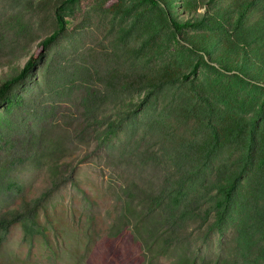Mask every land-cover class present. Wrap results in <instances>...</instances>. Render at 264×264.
Segmentation results:
<instances>
[{
    "label": "rangeland",
    "instance_id": "rangeland-1",
    "mask_svg": "<svg viewBox=\"0 0 264 264\" xmlns=\"http://www.w3.org/2000/svg\"><path fill=\"white\" fill-rule=\"evenodd\" d=\"M244 1L0 0V83L56 29L60 7L68 21L27 81L14 88L12 106L0 107V213L66 179L41 204L37 235L25 239L22 225L12 226L0 264H115L106 236L122 207L144 216L151 229L153 198L167 205L168 187L182 181L178 211L196 199L202 210L213 204L220 168L245 156L254 126L264 152V87L203 62L190 73L208 56L187 40L264 39L253 28L264 2L247 11L239 29L226 32ZM168 4L175 14L207 15L208 23L176 33ZM213 51L228 58L221 47ZM114 120L115 131L107 134ZM213 131L220 146L208 157L201 148L214 140ZM247 202L251 209L254 201ZM248 209L231 207L219 226L214 214L209 225L190 219L193 210L179 221L182 242L145 260L169 264L188 255L198 264H253L237 239ZM124 245L123 258L141 264L140 245L133 239Z\"/></svg>",
    "mask_w": 264,
    "mask_h": 264
},
{
    "label": "trees",
    "instance_id": "trees-1",
    "mask_svg": "<svg viewBox=\"0 0 264 264\" xmlns=\"http://www.w3.org/2000/svg\"><path fill=\"white\" fill-rule=\"evenodd\" d=\"M78 0H68L69 3L77 2ZM152 3H157V0H147ZM264 0H246L243 3L244 8L239 11V18L230 24L226 32L229 33L230 29L235 31L242 25V19L257 3L261 5ZM172 5H166L164 9L167 12V20L173 27L174 32L179 33L181 30L188 27H197L207 24V15H198L189 13V15H180L177 11L175 14ZM65 8L60 7L56 13L57 27L50 34L41 38L38 42L36 50L30 55L29 59L22 68L15 70L9 78L0 83V107L7 104L12 106L13 97L12 92L14 88L27 81L31 76L33 70L44 57L47 49L54 44L58 38L63 34L68 26V21L64 15ZM260 18L254 23V30L260 29L264 31V13L259 16ZM229 23V22H228ZM225 26V25H223ZM225 28V27H224ZM252 30V28H251ZM262 37L263 33H260ZM215 36L218 37L216 33ZM190 39L186 42L194 44L203 50L208 56H202V61H197L191 69L190 73H196L200 65H206L217 69L223 70L236 77H239L246 83L258 84L257 86L264 87V39H259L257 35L255 39H243L237 42L236 39ZM207 41V42H206ZM225 49V55L228 58L219 59L215 55L213 49ZM248 47V50H245ZM241 50H245L242 52ZM256 52V54L254 53ZM261 53V55H257ZM263 53V54H262ZM93 94H88L86 103L91 106ZM114 122L109 124L107 134L115 131ZM256 127L252 128L249 134V141L245 156L239 163H235L231 167H221L219 179L213 185L212 191H215L213 204L207 208L200 207V202H189L181 212L176 208L181 202L183 190H180L182 181L173 182L168 187L170 200L167 205H162L163 198L155 196L148 211V222L151 229L146 225L145 217L138 215L136 212L131 211L129 206L122 207L119 215L116 216L108 235L106 236V247L108 253L113 255L112 260L115 264H130L129 261L123 258L121 253L125 252L124 243L132 239L140 245L143 252V261L141 264H148L145 260L149 259L148 253L158 252V255L164 253L171 247H175L179 242H182V231L179 226V221L187 218L193 210V216L190 219L199 221L201 224H211L213 214L215 215V224L221 225L226 220L227 215L230 214V209L233 206L246 208L248 211L246 215L237 223V239L245 249L247 258L253 264H264V152L258 149L256 145L258 141L255 138ZM212 142L206 144V149L202 147L208 157H213L214 152L218 151L217 147L220 146L218 140L219 134L216 131L212 133ZM216 153V152H215ZM198 173V172H197ZM248 173L247 179L242 180L244 174ZM250 173V174H249ZM199 174V173H198ZM195 176V174L193 175ZM191 176L190 178H193ZM66 179H55L52 186L46 191L42 192L34 199L22 197L19 204L11 207L0 213V249L6 240L10 229L15 224H21L24 229V238L35 236L36 230L42 225L39 216V208L41 204L55 191ZM18 191L21 187H18ZM160 198L162 200H160ZM201 199V198H200ZM252 199L254 203L250 206L247 200ZM198 201V202H197ZM201 201V200H200ZM215 203V205H214ZM263 203V204H261ZM131 207V206H130ZM161 208L158 209V208ZM204 211V213H200ZM203 215V216H202ZM55 228L57 225L54 223ZM166 227V229H164ZM163 228V230H160ZM37 235V234H36ZM180 238V239H179ZM157 256V255H156ZM130 258V256H128ZM123 258V259H122ZM133 260V259H132ZM169 264H198L193 257L188 255L179 256ZM202 264H227L226 261L217 259L213 262H205ZM237 264V262H236Z\"/></svg>",
    "mask_w": 264,
    "mask_h": 264
}]
</instances>
